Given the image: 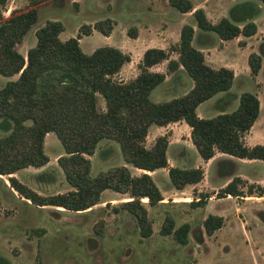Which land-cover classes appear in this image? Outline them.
Masks as SVG:
<instances>
[{
    "label": "trees",
    "instance_id": "obj_1",
    "mask_svg": "<svg viewBox=\"0 0 264 264\" xmlns=\"http://www.w3.org/2000/svg\"><path fill=\"white\" fill-rule=\"evenodd\" d=\"M39 1L30 0L29 7L12 9L8 16H0V74H17L0 86V175L6 176L9 187L20 197L37 206H52L49 211L58 212L90 208L99 201L104 189L125 194L126 199L111 205V211L124 210L134 221L139 237L144 238L152 232L146 205L163 198L149 172L166 167L169 182L175 189L194 184L203 177L199 165H168L166 133L156 135L146 145L150 125L165 126L182 120L189 126V140L203 160L219 151L264 162V141L247 145L242 138L259 113L255 93L240 92L236 107L230 111H220L210 117L197 114L199 103L229 89L234 74L227 66L212 67L205 61L203 52L191 44L193 27L190 24H182L178 40L166 48H145L136 63L137 73L122 80L114 74L130 60L127 52L116 46L100 45L85 53L78 43L81 34H88L91 29L108 35L114 24L110 17L91 24L82 23L75 35L66 39L58 36L62 23L46 19L34 30L35 43L21 54L16 45L35 22V3ZM257 1L264 8V0H243L230 7L228 17L211 21L201 7L193 8L190 0H168L178 11H191L197 29L213 32L222 40L249 36L256 31L253 17L258 12ZM5 2L0 0V7ZM72 4L76 6L77 2L72 0ZM135 33V26L126 30L130 37ZM260 50L264 55V42ZM171 52L175 57H169ZM163 60H166L163 71L150 69ZM246 63L249 74L255 76L261 66V55L250 51ZM179 66L191 79V86L166 100H151V90ZM98 97L102 99V106L97 103ZM50 131L62 146L55 160L69 189L40 194L13 173L27 166H42L48 161L43 142ZM102 138L115 141L124 162L141 171L132 173L122 164L91 175L88 156ZM263 191L260 184L247 183L238 175H232L215 194L239 197L262 195ZM208 195L197 192L188 203L191 207L200 206ZM256 212L264 219V215ZM222 223V216L208 213L202 220L204 234H212ZM102 224V219L94 223L97 234L101 235ZM158 232L170 234L177 243L185 244L189 224L182 222L175 226L173 217L166 213ZM204 249L207 250V246Z\"/></svg>",
    "mask_w": 264,
    "mask_h": 264
},
{
    "label": "rangeland",
    "instance_id": "obj_2",
    "mask_svg": "<svg viewBox=\"0 0 264 264\" xmlns=\"http://www.w3.org/2000/svg\"><path fill=\"white\" fill-rule=\"evenodd\" d=\"M75 1L76 6L72 4V0H41L35 3L37 18L16 45L18 51L25 54L26 49L35 43L34 30L46 19L59 20L63 29L58 36L60 39H66L75 35L80 24L110 17L114 21L110 34L104 35L96 29H91L88 34H81L78 39L81 50L89 53L100 45L127 47L131 50L133 60L129 68L133 71L137 70L136 60L139 58L140 50L131 46L134 40L126 34V30L134 26L136 23L134 18L142 17L141 5L134 4L132 0H125V4L119 3V0ZM146 1L139 0L140 4ZM257 4L258 12L253 17L259 30L257 33L254 32L238 40L227 39L223 46L221 42L215 40L210 42V50L218 53L215 63L210 65L230 67L234 77L227 91L215 93L196 107L199 116L210 117L220 111L234 109L240 92L255 93L259 99V113L251 127L242 136L243 141L248 143L264 141V55L260 50V44L264 42V8L259 1ZM30 5V0H6L4 6L0 7V16L6 17L10 10L25 9ZM170 8L177 12L174 7ZM228 12L224 10L227 17ZM181 23H194V18L192 15L186 16ZM172 25L168 33L169 39L175 37V27ZM152 27L156 31L154 37L160 39L162 36L159 37L158 34L161 24L155 22ZM212 36L216 38V35ZM161 40L164 39L161 38ZM170 43L169 41L166 47ZM250 51L261 55V66L255 76L249 74L246 63V54ZM173 55V52L169 54L170 57ZM165 63L166 61L162 63L163 69H165ZM129 75L125 79L129 78ZM16 76V73L11 76L0 74V86L6 80L14 79ZM120 76L124 79L122 74L115 75L116 78ZM183 76H187V81L183 84H175L173 87L170 83L157 84L149 94L150 99L162 101L185 91L187 82L191 79L184 71ZM97 103L99 106L103 105L100 97ZM188 131V125L183 121L170 122L165 126L150 125L145 144L149 145L156 135L166 133L168 138L166 156L170 163L177 157L174 165L195 166L200 156L189 140ZM1 134L2 131H0ZM43 149L49 158L45 165L37 168L33 166L21 168L14 173V176L40 194L65 191L69 185L56 163V158L54 159L62 152V146L53 132L45 134ZM88 157L91 175L122 164L126 165L132 173L139 172L124 162L118 144L110 139H100L93 153ZM238 163L242 170L252 169L250 178L253 181L257 183L261 181L264 184L263 161L245 159ZM208 169L212 174L211 166ZM162 172L164 170L160 169L152 173V176L159 190L165 194L167 205L165 207L147 205L148 216L154 222L155 229L152 234L144 238L139 237L134 221L124 210L117 213L111 211L110 206L125 199V194L104 189L99 201L88 211L50 212L49 210L54 207L37 206L29 201H26L28 202L26 204L17 192L4 186L6 176L0 175V264H256V260L259 264H264V223L252 214L249 204L241 208V211L238 209L236 217L232 210H224V213L229 214L228 219H234L237 226L233 228L227 222L204 241L202 230L198 228L202 211L193 209L195 213H192L190 206L185 207L186 211H182L183 207L170 206L169 200L172 196H176L178 191H174L167 174L163 175ZM5 182L8 185L7 180ZM196 188L197 185H185L181 195H193L198 192ZM108 197L111 199L106 200ZM234 201L237 207L243 205L239 198H234ZM187 211H190V214H187ZM166 213L173 216L174 225L180 224L184 218L190 221L193 228L188 233L185 244L177 243L170 234L161 235L158 232L156 219ZM100 219L103 221L101 235L93 229L94 223ZM258 228L263 230L262 235L258 233ZM245 238L248 239L247 242ZM224 245H228L227 251L223 248ZM205 246L207 250L204 249Z\"/></svg>",
    "mask_w": 264,
    "mask_h": 264
},
{
    "label": "crops",
    "instance_id": "obj_3",
    "mask_svg": "<svg viewBox=\"0 0 264 264\" xmlns=\"http://www.w3.org/2000/svg\"><path fill=\"white\" fill-rule=\"evenodd\" d=\"M190 1L192 3L193 8L201 7L203 9L206 17L209 20L216 21L220 17H227L224 13V10L229 11L228 8L233 3H237V2H240L243 0H194V1L190 0ZM132 2L136 5H141V8H143L142 17L141 18L140 17L134 18L135 22H136L134 24V26L136 28V33L133 37H131L132 40H134V42L132 43L131 46H134L136 49L140 50L139 58H140L143 50L147 47L156 46V47L166 48V45L169 43V41L171 43L176 42L178 40V36H179V29H180L181 25L184 24V23H181L183 18L186 16L192 15L191 11L181 12V11H178L176 8L175 9L177 10V12H174L170 8L173 6L169 4L168 0H147L146 2L141 3V4H140L139 0H132ZM119 3L125 4V0H119ZM173 16H175V17L172 19L171 17H173ZM173 20H174V22H173ZM93 21H95V20H92L89 23L91 24V23H93ZM155 22H159L161 24V28L159 29L158 35H159V37L161 35L162 36L161 38H163L164 40H161V38L156 39L154 37V34L156 33V31H154V27H152V24ZM171 25L175 27V37H173L172 39H169L168 33H169V29L171 28ZM190 25L193 27V36L191 39V44L203 52L204 59L208 64H214L215 63L214 61H216V58L218 57V53H217V51L210 50V42L215 40L217 42H221L222 46H223V44H225V40L218 38L217 35L213 32L201 31V30L197 29L195 27V22L190 23ZM258 31L259 30H258V27L256 25L255 33H257ZM212 35H216V38H213ZM210 37H212V38H210ZM242 37L246 38L248 36L238 35V36L233 37V38L235 40H238V39H242ZM118 48H120L124 52H127L130 55V60L121 65L119 70L114 74V77H115V75L118 76V75L122 74L124 79H122L121 76L118 77L117 79L126 80L125 78L128 77V75L130 73H131V75H129V78L133 77L137 73V70L133 71L132 69L129 68L130 63L133 61L132 60V54L130 52L131 50L128 49L127 47H124V46H120ZM206 51H208V52H206ZM247 54H246V57H247ZM172 57H175V53ZM139 58H138V60H139ZM138 60H136V63ZM163 61H166V60H163ZM163 61L152 65L150 67V69L163 71L164 70L163 66H162ZM183 71L184 70L182 69V67L179 66L175 71L166 74L161 83H170L171 87H173L175 84H183V82L187 81V79H186L187 76H183ZM167 79H168V81H167ZM165 81H167V82H165ZM189 82H187V88L185 89V91L192 84L191 81H189ZM185 91H183V92H185ZM183 92H181V93H183ZM178 121H182V120H178ZM178 121H174V122H178ZM188 135H189V131H188ZM245 143L247 145L254 144V143H248L247 141H245ZM56 156L54 157V159L56 158ZM176 159H177V157L173 159L172 163H170V161L167 159L168 165L176 164ZM245 159L246 158H239V157H235V156H232L230 154H227V153L215 151L214 154L210 158H208L207 160H203L200 158V160H198L196 162L195 166L199 165L203 169V177L198 182H196L194 184H190V185H193V186L197 185L196 190L198 192L202 191V192H207L209 194L204 199V203L200 206L191 207L189 205L188 202L191 200L193 195H191V194L181 195V193L183 192V188L185 186L182 189H175L172 187L174 189V191H178V192H177L176 196H172L171 199L169 200V202H171L170 206H174V207L179 206L180 208L183 207L184 210H182V211H186L185 207L190 206V211L192 213H195L193 211V209L196 211H202L200 224H199L198 228H200V230H202L201 232L203 234L202 233L201 234H202V239H204V241H206V237H208L209 235H206L203 232L202 220L208 213L220 215V216H222V219H223L222 225L220 227H218L217 229H215L212 232V234H214V232L218 231L227 222H229L231 224V227H233V228H235L237 226V222L234 219H228L229 214L224 213V210H226V209L232 210L234 217H236L238 215V209H240V211H241L242 210L241 208H243L246 204H249V209L251 210L252 214L255 217H257L258 219L260 218L258 216V212H256V211H259L262 215H264V191H263L262 195H242L239 197L232 196L230 194H226L225 196L218 197L215 194V192L217 191L218 188L223 186L227 181H229L231 179L232 175H238L240 178L245 180L247 183L248 182L249 183L250 182L257 183V181H253L252 178H250L251 172H252L251 168H250V171H251L250 172V171L242 170L239 167L238 162H241ZM209 166H211V168H212V174L210 173V171L208 169ZM136 169L139 172L141 171L138 168H136ZM160 169L164 170V172H162L163 175H165V173L167 174L166 167L157 168V169H155L149 173L152 176V173H154L155 171L157 172ZM139 172H136V173H139ZM229 172H231V173H229ZM13 175H14V173H13ZM152 178H153V176H152ZM5 181L6 180L4 179V182ZM4 182H3L4 186L8 187V189H10V187L6 184V182L5 183ZM258 184H260L264 188V184L261 181H259ZM67 189H69V186L65 190H67ZM160 192H161V195L163 198L161 200H159L158 202H156L155 204L150 205L151 207H154V206L158 207L159 205H161V207H165L167 205V204H165L167 202L165 194L161 190H160ZM179 192H180V194H179ZM11 193H12V195H14L13 192H11ZM101 193H103V191H101ZM101 193H100V195H101ZM174 193H176V192H174ZM171 194H173V192ZM109 195H111V194H109ZM194 198L197 199V196H195ZM234 198L241 199V201L243 202L241 204H243V205H240L237 207V205L235 204L236 202L234 201ZM108 199H111V197L106 198V200H108ZM24 201L27 204L28 202H26V201H29V200L24 199ZM143 201H146V199ZM225 203H227V205H224ZM90 209L91 208H87V209H84L83 211H88ZM146 209H147V214H148L149 210L147 208V205H146ZM190 211H187L186 213L190 214ZM162 218H163V216L159 217V219L158 218L156 219L157 220L156 221L157 228H159V225H160ZM259 220H260V222L264 223V219L260 218ZM182 222H187L189 224V232L188 233H190V231L193 228L190 221L187 218H184L180 223H182ZM175 225H177V224H175ZM151 226H152V232H151V234H152L154 232V229H155L154 228V222L151 223ZM246 228H248V227H246ZM257 231L259 234L262 235L263 230L261 228H258ZM212 234H210V235H212ZM247 240L248 239L245 238L246 242H247ZM223 248L225 249V251H227L228 245H224ZM257 263H258V261L256 260V264Z\"/></svg>",
    "mask_w": 264,
    "mask_h": 264
},
{
    "label": "bare ground",
    "instance_id": "obj_4",
    "mask_svg": "<svg viewBox=\"0 0 264 264\" xmlns=\"http://www.w3.org/2000/svg\"><path fill=\"white\" fill-rule=\"evenodd\" d=\"M145 200V199H144Z\"/></svg>",
    "mask_w": 264,
    "mask_h": 264
}]
</instances>
